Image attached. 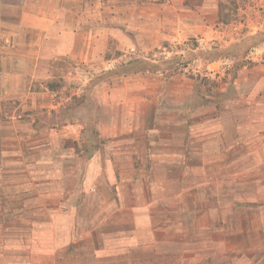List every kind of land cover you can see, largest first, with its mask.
I'll return each instance as SVG.
<instances>
[{
    "label": "rangeland",
    "instance_id": "1",
    "mask_svg": "<svg viewBox=\"0 0 264 264\" xmlns=\"http://www.w3.org/2000/svg\"><path fill=\"white\" fill-rule=\"evenodd\" d=\"M224 4L221 19L239 22V0ZM261 15L263 25L253 39L260 46ZM240 23L215 39L201 34L151 51L124 49L98 64L61 61L49 80L54 94L1 95L0 264H256L261 258L264 263V253L247 254L246 261L240 254L241 233L257 226L247 211L253 197L264 198V177L248 171V183L240 187L234 184L239 175L228 173L232 163L250 167L262 159H224L219 152L166 155L158 133L150 135L155 156L148 157V146L139 140L134 145L139 155L123 157L113 151L119 143L115 127L104 132L97 127L102 105L96 88L102 85L110 102L115 88L121 99L125 95L117 87L129 86L123 75H151L158 86L153 102L163 112L186 99L181 87L199 88L201 94L192 97L201 103L216 86L213 81L232 82V74L247 64L243 57L255 52L239 42L246 26L244 19ZM120 38L127 41L122 33ZM226 38L236 41L223 44ZM207 51L225 57L216 75L206 65L212 57ZM260 56L255 68L264 66V52ZM141 112L130 117L137 139L152 128L149 111ZM109 115L112 121V111Z\"/></svg>",
    "mask_w": 264,
    "mask_h": 264
},
{
    "label": "crops",
    "instance_id": "2",
    "mask_svg": "<svg viewBox=\"0 0 264 264\" xmlns=\"http://www.w3.org/2000/svg\"><path fill=\"white\" fill-rule=\"evenodd\" d=\"M239 2L241 20L229 23L220 16L227 6L225 0H0V110L4 103L1 95H14L17 99L24 94H54L49 80L56 78V65L61 61L73 65L98 64L108 53L117 54L124 49L151 51L184 43L201 34L206 40L215 39L226 35L225 32L217 35L219 31L237 29L244 19L245 34L239 42L255 48V52L243 57L247 64L242 63L232 74V82L218 83L211 79L216 86L207 89L209 94L201 103L192 97L201 94L199 88L181 87L183 95L186 90V99L183 97L174 106L164 107L163 112L156 108L158 101L153 102V90L157 91L158 86L152 84L151 75L126 74L122 79L129 86L117 87L127 95L125 99V96L117 99L112 88L110 102L103 97L102 85L96 88L102 105V120L97 127L103 132L107 126L115 127L112 134H116L119 143L113 151L118 156L139 155L134 147L139 140L148 146L147 156H155L151 153L155 149L150 135L158 133L159 142L163 143L160 150L166 155L195 158L219 152L224 159H262L261 164L257 160L250 167L244 164L233 168L232 163L228 172L229 176L239 175L234 184L239 182L240 187L248 183V171L260 172L258 179H261L264 177V66H255L262 58L264 45L253 43V39L263 25L264 0ZM120 33L125 35L126 42ZM235 41L226 38L223 44ZM205 54L212 56L209 60L205 58L206 65L216 75L225 57H216L208 51ZM43 78L48 80L47 86ZM36 86L40 89L33 90ZM130 91L137 96L131 98ZM139 99L146 103L135 105ZM137 111H142V116L149 111L152 126L143 131L142 139L136 138L135 119L130 127V117ZM163 122L167 124L161 127ZM248 186L245 187L249 189ZM261 190L264 197V187ZM251 205L247 215L251 214L250 221L255 220L257 226L250 224L247 232L241 233L243 261L247 260V254L264 253V242L260 240L264 237V198L253 197ZM262 260L256 264H264Z\"/></svg>",
    "mask_w": 264,
    "mask_h": 264
}]
</instances>
